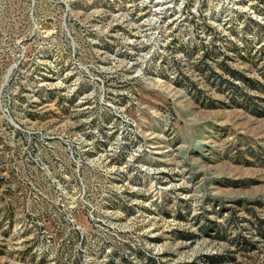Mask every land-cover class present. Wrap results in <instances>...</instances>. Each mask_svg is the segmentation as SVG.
I'll use <instances>...</instances> for the list:
<instances>
[{
  "label": "rangeland",
  "instance_id": "rangeland-1",
  "mask_svg": "<svg viewBox=\"0 0 264 264\" xmlns=\"http://www.w3.org/2000/svg\"><path fill=\"white\" fill-rule=\"evenodd\" d=\"M0 264H264V0H0Z\"/></svg>",
  "mask_w": 264,
  "mask_h": 264
}]
</instances>
